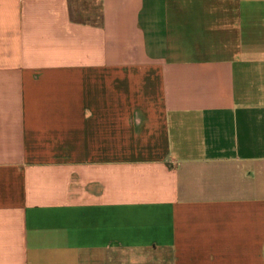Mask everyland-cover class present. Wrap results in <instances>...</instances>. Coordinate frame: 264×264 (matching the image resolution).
<instances>
[{"label":"crops","instance_id":"crops-1","mask_svg":"<svg viewBox=\"0 0 264 264\" xmlns=\"http://www.w3.org/2000/svg\"><path fill=\"white\" fill-rule=\"evenodd\" d=\"M0 0V264H264V0Z\"/></svg>","mask_w":264,"mask_h":264},{"label":"rangeland","instance_id":"rangeland-1","mask_svg":"<svg viewBox=\"0 0 264 264\" xmlns=\"http://www.w3.org/2000/svg\"><path fill=\"white\" fill-rule=\"evenodd\" d=\"M73 3L74 10L83 9L90 13H97L98 12V5L99 0H71Z\"/></svg>","mask_w":264,"mask_h":264}]
</instances>
